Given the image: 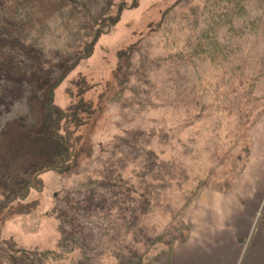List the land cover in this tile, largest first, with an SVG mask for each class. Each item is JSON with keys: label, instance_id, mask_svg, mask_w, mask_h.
<instances>
[{"label": "trees", "instance_id": "obj_1", "mask_svg": "<svg viewBox=\"0 0 264 264\" xmlns=\"http://www.w3.org/2000/svg\"><path fill=\"white\" fill-rule=\"evenodd\" d=\"M137 2L0 0V44H13L19 47L20 52L37 49L40 54L50 56L43 64L42 69L46 73L41 77L36 71L39 63L35 62L30 66L1 62L0 67L10 71L8 75L11 77L25 75L26 72L30 75L32 89L27 99L37 108V102L40 103L51 145V155L46 162L29 164L25 171L11 174L6 186L0 190V213L31 214L32 219L38 206L37 197L41 199L45 191L43 175L50 173L66 179L71 173H76L79 178L78 184L71 189L62 186L60 191L53 193L51 211L56 217L59 233L55 248H25L12 238L3 237L0 227V264H144L152 249L162 248L168 252L186 241L190 234L186 213L202 189L219 193L234 189L242 169L236 177L223 184L217 183L211 175L209 179L196 181L194 178L187 182L189 170L186 166L173 161V158L168 161L161 159L150 148L153 137L139 129L126 133L127 143L121 138L117 143L107 144L101 151L105 158L100 159L96 168L88 171L81 166V156L90 157L92 145L95 146L94 143L91 145L84 130L93 116L106 110L103 93L94 100L90 92L92 88L96 89L99 80L92 85L78 75L80 72L76 74L77 80L70 77L77 69L87 66L99 39L110 34L122 12L137 7ZM171 11H177L172 17L174 23L181 21L191 35L181 50L155 62L160 65L169 61V76L177 74L172 79L174 89L168 93H176L178 97L180 92H184L180 88L186 83L181 76L184 48L190 60L217 61L215 64L223 73L215 82V93L227 83L232 84L239 79V85L248 83V87L243 94H237L235 88L231 91L236 101L248 102L250 99L253 101L251 105L260 107L258 114L264 113V92L254 93L257 83L264 78V0H198L193 4L190 0H175L162 11L154 22L155 26H148V35L167 25ZM135 37L136 41L113 51L110 72L115 90L104 101L108 107L127 103L143 109L138 95L141 94L140 88L150 83L149 66L146 61H141L145 59L136 63L135 55L142 43L150 39L142 34ZM232 40L248 43L249 70L245 79L243 63L238 60L240 55L236 54L241 52L240 48L233 49ZM53 44L58 48L51 54L47 48ZM229 56H236V66L228 60ZM225 59L228 63L226 68L221 65ZM63 83L71 86L61 93L68 100L65 107L56 103V91ZM108 83L105 84L106 90ZM190 89L191 94H186L193 97L195 89ZM204 96L199 98L203 100ZM215 96L212 103L197 100L187 122L193 124L194 119L199 120L203 113L213 111L219 95ZM169 104L177 111L185 109L188 113L190 110L185 108L184 102L172 101ZM167 140L164 137L162 141ZM243 149L241 153L247 154L249 149ZM81 167L85 171L76 172ZM186 183L188 188L184 186ZM14 205H17V210L12 209ZM148 216L166 219L161 233H154L145 223Z\"/></svg>", "mask_w": 264, "mask_h": 264}, {"label": "rangeland", "instance_id": "obj_2", "mask_svg": "<svg viewBox=\"0 0 264 264\" xmlns=\"http://www.w3.org/2000/svg\"><path fill=\"white\" fill-rule=\"evenodd\" d=\"M174 1L138 0L137 7L124 10L114 30L99 39L87 66L77 69L70 77L77 80L76 74L80 72L81 74L78 75L84 77L86 82L92 85L99 80L100 82L95 85L96 89L92 88L90 92L94 100L97 95L103 93L105 101L112 96L115 90L110 72L113 51L136 41L135 35L142 34L150 39L149 42L142 43L138 54L135 55L136 63L145 59L141 61H146L149 66L150 83L141 87V94L138 95L143 109L140 108L141 106L127 103H115L108 107L103 101L106 111L93 116L84 130L87 139L91 140V145L95 144V146L92 145L91 156L87 158L82 155L80 159L81 166L87 168L88 171L99 166L100 159L105 158V155L101 156V151L106 148L107 144L117 143L121 138L126 139L124 143H127L129 138L125 136L126 133L136 129L153 137L150 148L154 149L161 159L168 161L173 158V161L182 162L186 166L189 170L187 182H191L194 178L196 181L209 179L211 175L216 178L217 183L223 184L232 180L234 176L236 177L249 160L250 139L255 131L253 125L264 113L258 114L261 109L258 105H251L252 100L236 101L235 94L231 93L235 88L237 94H243L248 83L241 86L237 79L232 84L227 83L219 88V92L215 93V82L223 73L220 66L215 64L217 61L213 63L204 59L190 60L188 52L183 48L184 61L181 76L186 83L178 86L184 92H180L178 97L176 93L169 94V91L174 89L172 79L177 74L169 76L168 71L171 64L169 61L166 60L160 65L155 62L165 59L169 53L173 54L181 50L191 33L181 21L174 23L172 20L177 11L170 12L167 16L169 20L167 25L158 32L148 35V26L151 24L155 26L154 22L158 20L162 11ZM197 1L190 0V3H197ZM230 43L233 49L240 48L241 52H236V54L240 55L238 60L243 63L242 75L245 79L248 76L247 70H249L248 43L240 44L239 41L233 42V40ZM18 48L13 44L7 46L0 44V63L30 66L35 62L39 63V68L36 70L39 77L46 73L42 67L50 56L40 54L37 49L20 52ZM57 48L58 46L53 44L47 50L53 54ZM228 60L233 62L234 66L237 65L236 56H229ZM221 65H225L224 68L227 67L226 59L221 62ZM8 74L11 72L0 67V190L6 186L12 173L25 171L29 164L46 162L51 155L46 117L40 109L39 102H37V108L27 99L32 89L30 75L27 72L17 77H11ZM228 77L230 78L229 75ZM107 82L109 86L106 90ZM66 87L71 86L63 83L56 91L58 96L56 103L62 107L68 104L66 97L63 98L61 95ZM192 87L195 89L193 97L186 94L190 93ZM256 88L255 94L264 92V78L257 83ZM72 91L76 90L72 89ZM215 94L219 96L214 103L213 111L203 113L199 120L194 119L193 124L191 121L187 122L191 110H195L194 104L197 100L201 103H212L215 101ZM126 96L128 97L129 93ZM200 96H204L203 100L199 98ZM174 100L184 102L185 108L190 109L188 113L185 109L177 111L175 107H171L169 103L175 102ZM222 109L224 111H221ZM253 109L256 110L253 111ZM164 137L168 139L165 142L162 141ZM243 148L249 149L247 154L241 153ZM83 170L81 167L76 172L81 173ZM43 177L45 191L41 199H39L40 196L37 197L38 206L35 208L32 219L31 214L0 213L2 236L12 238L19 245L29 249L55 248L59 233L56 217L51 211L53 193L60 191L62 186L71 189L79 182L76 173H71L66 179L50 173ZM184 186L188 188L189 184L186 183ZM12 209L17 210V205H14ZM161 219L148 216L145 223L153 229L154 233H161L167 222L166 219ZM159 249H154V251L152 249L151 253L153 251L154 254Z\"/></svg>", "mask_w": 264, "mask_h": 264}, {"label": "crops", "instance_id": "obj_3", "mask_svg": "<svg viewBox=\"0 0 264 264\" xmlns=\"http://www.w3.org/2000/svg\"><path fill=\"white\" fill-rule=\"evenodd\" d=\"M253 129L234 189H202L186 213V241L153 250L144 264H264V114Z\"/></svg>", "mask_w": 264, "mask_h": 264}]
</instances>
